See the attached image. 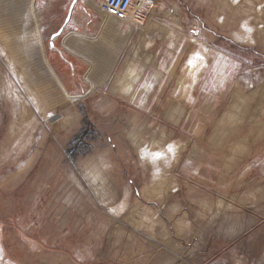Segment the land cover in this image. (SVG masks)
Returning a JSON list of instances; mask_svg holds the SVG:
<instances>
[{
    "label": "rangeland",
    "instance_id": "1",
    "mask_svg": "<svg viewBox=\"0 0 264 264\" xmlns=\"http://www.w3.org/2000/svg\"><path fill=\"white\" fill-rule=\"evenodd\" d=\"M147 2L106 46L78 4L0 0V264H264V119L215 137L260 104L264 0Z\"/></svg>",
    "mask_w": 264,
    "mask_h": 264
},
{
    "label": "bare ground",
    "instance_id": "2",
    "mask_svg": "<svg viewBox=\"0 0 264 264\" xmlns=\"http://www.w3.org/2000/svg\"><path fill=\"white\" fill-rule=\"evenodd\" d=\"M104 2H105V0H98L95 4H96V6L98 8L102 9L101 8V4H103ZM147 5H148V2H147ZM131 12H133V14H134L133 16L131 15ZM129 13H130V15H131L132 18L140 19V17L144 14V11H139V10H136L134 8H131ZM112 24H114V23H112ZM113 30L115 31V29H113ZM8 56L11 57L10 60H13L14 59L12 56H10V54ZM140 70H142V69H140ZM140 70H139V72H140ZM139 72L138 71H136V72L132 71L131 74H129V76L126 77L125 80H126V87L127 88H129V86L131 85L132 80L135 79V77L138 76ZM18 76H19L20 79L24 80V77H23L22 72L20 71V69L18 71ZM23 84H24V87L26 88L27 93L31 97H34V88L32 86H30V85H27L25 81H23ZM257 93H259V91L253 90L249 94H244V93H242L240 91V89H237L234 92L233 103L230 104L227 107V109L224 112L222 118L217 123V126H216V135H215L216 138L220 135V133L223 130L226 129V125L228 123H241L242 121L246 120L247 118L251 122H260L261 120L264 119V91L261 92V96H260L261 97V101H260V104L257 106V108L255 110L256 112H253L252 115H249V111H248L249 110V107L253 103L254 97L257 96ZM181 116H182V112L178 108H175L174 110H172L169 113V117L170 118L172 117L173 119H176V121L178 119H180ZM21 117L26 121V119L32 118L33 115H32L31 111L27 107H23L22 113H21ZM263 133H264V131L262 132V134ZM240 149H242V148H240ZM153 158H157V156H155ZM96 174H97V172H96ZM175 224H176V228L178 230H180V228H181L180 222L177 220V222H175ZM177 229H176V231H177ZM162 230L167 231L166 228H164ZM178 232H180V231H178ZM164 239H166V238H164Z\"/></svg>",
    "mask_w": 264,
    "mask_h": 264
},
{
    "label": "crops",
    "instance_id": "3",
    "mask_svg": "<svg viewBox=\"0 0 264 264\" xmlns=\"http://www.w3.org/2000/svg\"><path fill=\"white\" fill-rule=\"evenodd\" d=\"M67 2V7H69V9L71 7L74 6V3L75 4H78L79 6V9L82 10V15L81 17L83 18V20L86 22V23H91L92 21L96 22L97 25H94V28H95V31L94 33L97 34V36L99 35V37L101 38L102 42L104 43L105 42V45L108 46L106 44L107 43H110V42H113L115 41V39H118L119 37L120 40H122V38H124L125 36L128 35V37L130 36V34L133 32L134 29H136V26H132V24H129V23H126V22H122V21H119L109 15H107L102 9L98 8L96 6V2L98 0H65ZM85 1L88 3V8L83 6ZM106 17V18H105ZM93 18L95 20H93ZM98 19V20H97ZM115 22V24L118 26V32L117 34H115V36L112 38V40L108 41L107 39L103 38V36H101L100 32L102 30L105 29L104 25L106 23L110 24V23H113ZM126 24L125 25V28L122 30V28L120 27L122 23ZM123 25V24H122ZM124 36V37H123ZM51 45H49V48L51 50H55L59 56L62 57L63 61H67L65 60V58L60 54L61 51L58 50V48L52 43L50 42ZM54 45V46H53ZM102 47V46H101ZM69 62V61H67ZM69 65H72L71 62L68 63ZM158 75V74H157ZM136 80H138V78H136ZM173 95V94H172ZM181 105V103H179ZM183 110L185 111V108L183 107ZM184 113V112H183ZM182 120V116L181 118L179 119V123L181 122ZM258 133L261 135L260 132H258V130H255L254 133ZM256 133V134H257ZM254 135V134H253ZM178 219H182V218H178ZM183 221V220H182Z\"/></svg>",
    "mask_w": 264,
    "mask_h": 264
},
{
    "label": "built area",
    "instance_id": "4",
    "mask_svg": "<svg viewBox=\"0 0 264 264\" xmlns=\"http://www.w3.org/2000/svg\"><path fill=\"white\" fill-rule=\"evenodd\" d=\"M147 0H105L101 4L102 10L109 16L129 24L137 26L142 23L144 20V15L142 20L132 18L130 15V9L134 8L139 11H145L147 7Z\"/></svg>",
    "mask_w": 264,
    "mask_h": 264
},
{
    "label": "snow or ice",
    "instance_id": "5",
    "mask_svg": "<svg viewBox=\"0 0 264 264\" xmlns=\"http://www.w3.org/2000/svg\"><path fill=\"white\" fill-rule=\"evenodd\" d=\"M55 35H59V33H56ZM54 46V45H53ZM195 56L199 57L200 54L199 53H194ZM189 64H192V60L190 59L189 61Z\"/></svg>",
    "mask_w": 264,
    "mask_h": 264
},
{
    "label": "flooded vegetation",
    "instance_id": "6",
    "mask_svg": "<svg viewBox=\"0 0 264 264\" xmlns=\"http://www.w3.org/2000/svg\"><path fill=\"white\" fill-rule=\"evenodd\" d=\"M160 72V71H159ZM162 72V71H161Z\"/></svg>",
    "mask_w": 264,
    "mask_h": 264
}]
</instances>
